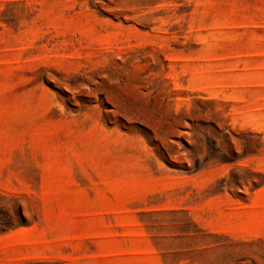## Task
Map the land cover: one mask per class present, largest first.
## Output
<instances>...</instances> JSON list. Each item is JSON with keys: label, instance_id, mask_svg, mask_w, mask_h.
Segmentation results:
<instances>
[{"label": "rangeland", "instance_id": "374dc122", "mask_svg": "<svg viewBox=\"0 0 264 264\" xmlns=\"http://www.w3.org/2000/svg\"><path fill=\"white\" fill-rule=\"evenodd\" d=\"M0 264H264V0H0Z\"/></svg>", "mask_w": 264, "mask_h": 264}]
</instances>
